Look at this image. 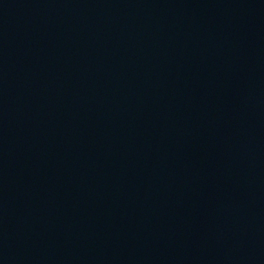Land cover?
Returning a JSON list of instances; mask_svg holds the SVG:
<instances>
[{
    "label": "water",
    "instance_id": "95a60500",
    "mask_svg": "<svg viewBox=\"0 0 264 264\" xmlns=\"http://www.w3.org/2000/svg\"><path fill=\"white\" fill-rule=\"evenodd\" d=\"M0 264H264V0H0Z\"/></svg>",
    "mask_w": 264,
    "mask_h": 264
}]
</instances>
